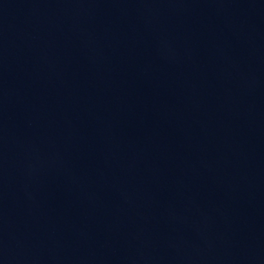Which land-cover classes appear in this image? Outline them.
Instances as JSON below:
<instances>
[{
  "label": "water",
  "instance_id": "water-1",
  "mask_svg": "<svg viewBox=\"0 0 264 264\" xmlns=\"http://www.w3.org/2000/svg\"><path fill=\"white\" fill-rule=\"evenodd\" d=\"M0 264H264V0H0Z\"/></svg>",
  "mask_w": 264,
  "mask_h": 264
}]
</instances>
